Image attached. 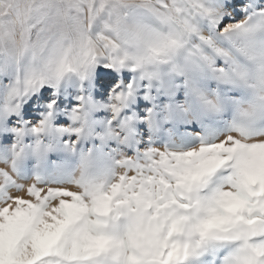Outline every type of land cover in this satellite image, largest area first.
Instances as JSON below:
<instances>
[{"label":"snow or ice","instance_id":"snow-or-ice-1","mask_svg":"<svg viewBox=\"0 0 264 264\" xmlns=\"http://www.w3.org/2000/svg\"><path fill=\"white\" fill-rule=\"evenodd\" d=\"M236 6L233 0L223 10ZM204 14L199 0H0V56L30 60L0 122L21 110L25 96L67 76L87 80L102 68L109 70L101 85L112 88L114 123L136 87L135 79L118 82L115 74L158 79L186 50ZM224 34L241 41L238 80L219 71L252 93L247 106H237L229 133L187 150H149L143 160L124 156L110 183L83 176L20 183L15 163L11 170L0 165V264H203L218 252L219 264H264V7L256 18L225 26ZM202 99L209 114L224 110L221 101ZM55 104L32 128L37 135L55 133ZM71 119L80 126L60 131L82 136L79 105ZM133 128L125 123L105 136L131 139Z\"/></svg>","mask_w":264,"mask_h":264},{"label":"rangeland","instance_id":"rangeland-1","mask_svg":"<svg viewBox=\"0 0 264 264\" xmlns=\"http://www.w3.org/2000/svg\"><path fill=\"white\" fill-rule=\"evenodd\" d=\"M213 1L199 0L204 5L206 14L197 18L195 34L189 39L186 50L181 52L172 64L165 65L162 68L158 79L140 81L131 72L115 74L114 79L118 82L123 81L125 75H127L129 81L135 79L136 87L133 97L125 105L114 123L110 124V121L113 120V113L110 108L112 88L107 83L101 85L102 73L109 71L108 69H97L99 77L92 84L94 87L93 97L84 96L83 99H80L82 97L80 93L68 94L66 92V81L79 78L75 75L65 77L56 87L45 86L35 94L25 96L21 102V110L18 113L5 116L3 122H0V165L11 170L12 164L15 163L14 179L20 183L64 184L76 181L82 176L89 180L110 183L120 169L119 161L122 157L136 156L138 160H143L146 157L137 156L134 150H129L124 144V138L120 140L109 139L106 138L105 134L117 126H123L125 123L134 125L135 114L147 120L149 117L160 115L159 112L163 107H167L168 103L177 102V104L182 105L183 99L180 95L184 91L182 83L184 75L196 79L197 82L206 83V80L211 76L212 69H216L219 72L223 87L217 89L216 84L212 82L214 91L221 93V95H228L233 90L230 95L237 96L239 94L235 90H242L246 93L242 97L243 106H247L252 99V93L237 83L228 82L219 71V69L223 68L232 81L238 80L233 69L235 61L241 59L237 51L241 41L226 36L224 27L227 23L235 25L239 22H246L249 15L256 18L260 8L264 7V0H260L261 4L259 7L246 18H241L242 15L239 14L233 19L223 15L221 20H217L218 17H215V21L211 20V34L208 37H204L201 34V30L209 18L207 13L210 12V15H217L212 11ZM208 38L212 41L211 45L206 42ZM192 49H199L202 55H193ZM217 49L228 53L229 57L225 58L218 55ZM223 59L226 61L225 64ZM29 65L30 60L27 58L17 63L0 56V71L7 67L15 80L24 78ZM80 81L83 85L87 83V80ZM59 87H64L63 96V93L58 96L55 95L54 91L60 89ZM223 90L226 92H223ZM195 94L196 100L198 97L201 99L204 97L201 90H195ZM52 100H55L56 104L51 109V123L56 131L55 133L37 135L32 131V128L38 126L39 122L48 115V104ZM7 103H9V93L0 95V114L3 113ZM78 105L82 108L86 121L85 132L80 137L71 132L60 131L80 126L79 122H73L71 119L72 110ZM235 111L236 109L228 119L226 118L222 121V125L219 128L222 131L221 134H215L212 127L213 117H219V114L211 113V118L204 121L202 128L194 127L190 124H182L181 128L177 129V132H173L181 137L173 138L170 141L171 143L166 141L169 130L172 128L170 122H166L159 129L148 130L140 127L135 134V139L137 138L136 141L140 142L139 146L149 142L152 145L150 150L180 151L191 149L196 147L201 140L213 142L227 135L235 118ZM224 125L225 127L226 125L230 126L227 129ZM198 132H202L203 135L196 136L195 133ZM185 134L191 137L187 141L182 138ZM59 165H73L74 169L68 176L57 178L50 175V170L45 168L46 166L52 168ZM217 254L223 255L222 252ZM204 258L208 261V264H219L218 259H215L214 263L210 262L209 254Z\"/></svg>","mask_w":264,"mask_h":264},{"label":"bare ground","instance_id":"bare-ground-1","mask_svg":"<svg viewBox=\"0 0 264 264\" xmlns=\"http://www.w3.org/2000/svg\"><path fill=\"white\" fill-rule=\"evenodd\" d=\"M232 2L233 0H214L212 2V11L213 13L217 15L209 14L208 16L209 18L205 22L201 30L202 36L208 37L211 34L212 32L211 20H214V19L216 20L217 17L218 18L220 17L219 19L217 18V20H221L222 15L227 18L233 19L234 17L237 16V14L242 15L241 18H246L252 11L256 10L261 4L260 0H237L238 3L234 10L224 11L223 10L224 4L232 3ZM228 25H231V23L226 24V26ZM223 62L224 64L226 63L224 59H223ZM98 75H99V72L97 71V74L95 76L87 79V83L85 85L81 83L80 81L81 79L79 78L68 80L66 81L67 85L65 87L66 88L65 90L68 94L69 93H74V94L80 93L82 97L84 96L93 97L94 87L92 86V84L93 82L97 80V78L99 77ZM14 80L15 79L12 73L10 72V70H8L7 67H5L3 71H0V95L8 94L10 92V88L12 84L14 83ZM206 81H207L206 83H200V82H197L196 79L191 78L188 75H184L183 80H182V83L184 85L183 87L184 91L182 92V95H180L183 99L182 105L177 104V102H174L173 104L168 103L167 107H163L161 109V111L159 112L160 115L149 117L147 120L135 114V117H134L135 123H134V128H133L134 135L131 137V139L124 138V144L126 145V147L129 150H134L137 156H142V157H145V153L152 148V145L149 142L143 143V145L139 146L140 142L136 141L137 138L135 139V134L139 131L140 127L146 128L148 130L159 129L161 126H164L166 122H170L172 125L171 126L172 128L169 130V134L166 139V141L168 142L172 141L173 138L177 139L181 137L177 135V133L174 134L173 132H177V129L182 124H187V125L190 124L194 127L202 128L204 121L206 119H210L211 115L205 110V105H204L203 100L200 97H198V99L196 100L195 90H201L202 95L204 97L210 100H219L225 106L223 111L217 113L219 114V117H216V118L213 117L214 121H212L213 122L212 127L214 129L215 134H221L222 131L219 128L222 125V121L225 120L226 118L228 119V117L237 108V106L244 104L242 97L246 93L238 89H236L237 91L234 89L235 92H238L239 94L237 96L233 94L230 95V93L233 90H231V92L228 95H221V93L215 92L214 89L212 88V82L216 84L217 89H220L223 87L222 86L223 83L219 77V72L216 69H212L211 76ZM54 92L56 96L61 95L62 93H63L62 94L63 96L64 87H61L60 89L55 90ZM223 92H226V91L223 90ZM229 126L230 125H226L225 127L224 125V127L227 129L229 128ZM182 138L184 141H187L191 137L185 134L184 136H182ZM72 166H60L59 165V166H55L52 168H50L49 166H46L45 168L50 170V175H52L53 177L64 178L68 176L69 174H71V172L74 169ZM209 257H210L209 258L210 262H213L215 259L220 260L221 258V256L217 253L209 254ZM203 264H208V261L205 260V258H203Z\"/></svg>","mask_w":264,"mask_h":264}]
</instances>
